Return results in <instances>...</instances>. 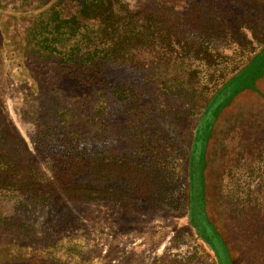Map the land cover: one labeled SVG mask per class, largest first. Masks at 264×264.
<instances>
[{"label":"rangeland","instance_id":"374dc122","mask_svg":"<svg viewBox=\"0 0 264 264\" xmlns=\"http://www.w3.org/2000/svg\"><path fill=\"white\" fill-rule=\"evenodd\" d=\"M158 1L124 0L162 14L172 51L134 54L125 81L39 47L70 0H0V264H264V76L209 107L251 52L236 42L264 39V0Z\"/></svg>","mask_w":264,"mask_h":264},{"label":"trees","instance_id":"16d2710c","mask_svg":"<svg viewBox=\"0 0 264 264\" xmlns=\"http://www.w3.org/2000/svg\"><path fill=\"white\" fill-rule=\"evenodd\" d=\"M70 1L76 7L74 12L65 16L60 8L54 7L50 11L48 22H43L48 35L40 39L39 47L46 52L58 53L65 49L66 51L63 52V54H67L65 60L72 61L84 69L98 64H101L104 69L114 64V69L119 66L121 70L130 72L126 73L129 74L126 77L120 75L115 80L129 81L142 79L144 69V62L142 59L134 58V54L140 57L147 52H153L155 66L158 67L164 57L162 52L172 51L170 50L171 43L172 45L175 43V38L163 41V37L160 36L162 14L156 15L153 11L154 15L143 8L132 10L124 0ZM217 2L222 6L211 4L209 0H200L199 2L197 0H159L158 5L164 8L169 5L175 9L188 10L189 12L202 10L207 12L210 18L215 15L220 18H228L232 15V8H226L224 0ZM149 19L153 21L152 26L147 23ZM249 29L250 27L246 28V30ZM202 35L204 36L202 39H205V32H202ZM202 42L197 45L198 52L204 54L202 58L209 64L211 57L206 56L207 42ZM246 42V44L240 41L236 42V48L242 49L249 46L251 52H244L247 57L240 60V63L245 62L244 66L228 79L214 95L209 104V107L212 108L211 114H216L219 112L218 109L224 108L230 99L242 89L250 88L257 92L255 84L264 76V72H258V70L249 72L248 69L264 59V39H255L252 34H249ZM62 47L65 48L61 49ZM170 57L175 58V56ZM166 61L170 62L171 59ZM242 75L244 81H242ZM234 82L240 84L232 88ZM119 85L121 87V83L113 84L112 89L119 88Z\"/></svg>","mask_w":264,"mask_h":264}]
</instances>
